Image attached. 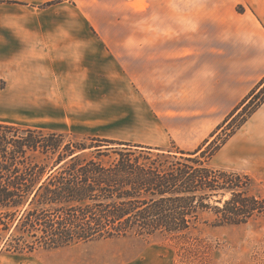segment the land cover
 <instances>
[{"label":"rangeland","instance_id":"1","mask_svg":"<svg viewBox=\"0 0 264 264\" xmlns=\"http://www.w3.org/2000/svg\"><path fill=\"white\" fill-rule=\"evenodd\" d=\"M188 4L180 2V9L187 11L190 8ZM56 8L86 9L89 14V41L144 39V34L136 33L142 28L144 16L128 11L120 13L119 7L109 0L105 3L104 0H68ZM205 9L202 8V14ZM237 9L242 11L243 7L238 6ZM184 13L190 29L186 26L185 31L172 32L154 24L152 36L153 40L176 41L185 45V48L174 50L179 52V58H185L184 65L178 64V77L174 76L171 81L162 80L160 76L151 79L152 75L144 71L146 60L138 59L127 60L132 71L110 82V89L114 85L117 88V95L113 97L117 102L124 98L133 99V95L139 92L158 99L160 103L156 108L164 114L160 124L145 127L144 123L135 122L132 127L117 122L111 128L116 138L105 135L106 130L97 126L96 114V102L100 99L96 86L102 77L96 69L102 62L95 55H90V88L87 94L72 95L67 91L66 94L57 86L61 75L55 61L56 53L61 52L57 49H28L24 50L23 57L8 56L7 51L10 50L4 49V64L0 63V68L4 65V79L0 77V120L65 132L78 140L94 136L117 141L161 138L164 141L161 145L152 146L168 148L175 144L191 151L204 146L208 139H213L211 134L218 125L239 106L241 101L236 102L254 81L240 78L236 56L239 49L232 48V78L219 77L218 86L213 90L212 80L192 59L194 53L209 50L192 46L197 41L202 43L200 46L207 47L210 42L218 40L224 29L213 26L215 23H211L208 17H202L199 28L194 29L193 11ZM210 103H216L214 110L208 109ZM80 104L88 111L79 110ZM230 105H235L234 109L227 113ZM248 128H241L222 147L213 158L212 165L250 175L249 192L264 197V150L255 142L240 138ZM236 140L237 144L234 143ZM213 221L214 216L206 214L198 225L180 235H128L73 243L59 249L40 248L30 253L0 249V264H264V214L242 225L216 226ZM1 246H4V241Z\"/></svg>","mask_w":264,"mask_h":264},{"label":"trees","instance_id":"2","mask_svg":"<svg viewBox=\"0 0 264 264\" xmlns=\"http://www.w3.org/2000/svg\"><path fill=\"white\" fill-rule=\"evenodd\" d=\"M263 104L264 78L193 151L0 120V249L180 235L206 214L216 226L247 224L264 197L249 192L250 175L212 160Z\"/></svg>","mask_w":264,"mask_h":264},{"label":"crops","instance_id":"3","mask_svg":"<svg viewBox=\"0 0 264 264\" xmlns=\"http://www.w3.org/2000/svg\"><path fill=\"white\" fill-rule=\"evenodd\" d=\"M66 1L68 0L2 1L0 63L4 60L5 50H10L7 51L8 56L17 57H23L24 50L28 49L61 50L56 53L55 59L58 73L61 74L58 77L59 83L56 84L65 93L67 91L72 95H83L87 94L90 88L89 58L90 55H95L96 59L102 62L96 69L102 74L96 86L100 97L96 102L97 126L104 128L107 136L116 138L111 128L117 122L132 127L135 126V122L144 123V126L148 127L162 121L164 114L156 108L160 103L158 99L154 100L149 94L139 92L133 95V99L124 98L117 102L113 98L117 95L115 92L117 88L114 85L110 89V82H115V78L121 74H129L132 71L131 64L126 63L127 60L130 62L138 59L146 60L144 71L152 75L151 79L160 76L162 80L171 81L174 76L178 77V64L181 62V65H184L185 58H179V52L174 50L185 48V45L176 41L153 40L152 36L154 24H159L163 30L172 32L185 31L187 27L190 29L191 26L186 25L184 12L193 11L194 29L199 28L202 17H208L211 23H215L213 26H221L224 29L218 40L210 42L207 47L200 46L202 43L197 41H194L192 46L194 49L209 50L194 53L192 59L197 61L200 71L202 70L203 74L212 80L213 90L218 86L219 77L232 78L233 52L230 51L232 48L239 49L236 56L239 75L242 76L240 78L254 81L244 90L236 104L243 100L255 83L264 78V0H109L119 7L120 13L128 11L144 16L142 28L136 31L139 35L144 34V39L100 41L88 39L89 14L86 9L56 8ZM180 2H189L190 8L187 11L184 8L185 11H182ZM238 6L243 7L242 11H238ZM202 8H206L204 14ZM234 34L240 36L237 38ZM49 55L51 57V54ZM0 77L4 79V65L0 68ZM210 93L213 95V92ZM125 94L127 96V93ZM78 106L79 110L88 111L87 108H83V104ZM234 106L230 105L226 109L227 113L231 112ZM215 108L216 103H210L208 109ZM245 126H249L248 131L241 134L240 138L255 142L264 150V104L243 127ZM154 139L125 140L149 145H161L164 142L161 138ZM234 143L237 144L238 141Z\"/></svg>","mask_w":264,"mask_h":264}]
</instances>
